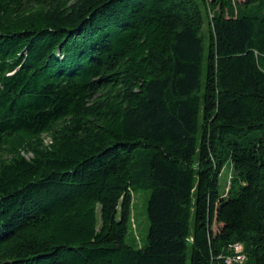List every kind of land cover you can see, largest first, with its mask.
Segmentation results:
<instances>
[{"label":"trees","instance_id":"1","mask_svg":"<svg viewBox=\"0 0 264 264\" xmlns=\"http://www.w3.org/2000/svg\"><path fill=\"white\" fill-rule=\"evenodd\" d=\"M235 242L264 264V0H0V264Z\"/></svg>","mask_w":264,"mask_h":264},{"label":"rangeland","instance_id":"2","mask_svg":"<svg viewBox=\"0 0 264 264\" xmlns=\"http://www.w3.org/2000/svg\"><path fill=\"white\" fill-rule=\"evenodd\" d=\"M231 171V165L224 167L220 176L221 190H224L226 184L229 182V175ZM149 193V189L141 188L133 194V215L135 217L136 232H138L139 235H146L149 229V220L146 215Z\"/></svg>","mask_w":264,"mask_h":264},{"label":"built area","instance_id":"3","mask_svg":"<svg viewBox=\"0 0 264 264\" xmlns=\"http://www.w3.org/2000/svg\"><path fill=\"white\" fill-rule=\"evenodd\" d=\"M227 253L221 255L227 264L242 263L247 259V254L242 242H235L228 246Z\"/></svg>","mask_w":264,"mask_h":264}]
</instances>
